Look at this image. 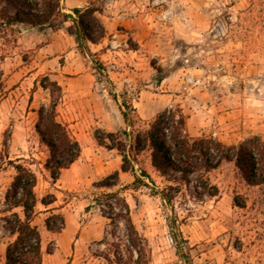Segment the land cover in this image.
I'll return each mask as SVG.
<instances>
[{"label": "rangeland", "instance_id": "374dc122", "mask_svg": "<svg viewBox=\"0 0 264 264\" xmlns=\"http://www.w3.org/2000/svg\"><path fill=\"white\" fill-rule=\"evenodd\" d=\"M70 1L61 0L65 13ZM90 2L101 9L107 33L98 45L88 44L90 54L64 31L0 27V264L12 241L3 222L10 214L3 198L14 176L9 161L34 172L36 199L53 194L52 207L64 218L60 233L46 232L47 214L37 203L33 224L42 264H109L107 245L124 241L123 226L113 230L98 208H85L133 181L119 173L116 187L95 186L119 170L118 153L99 146L94 135L127 129L121 110L134 130L177 107L191 137L226 145L254 135L264 141V0H76L79 7ZM99 64L104 70H97ZM44 77L61 88L57 120L81 148L54 183L43 169L47 151L34 131L37 109L50 102L41 88ZM135 169L150 180L123 195L150 248L149 264H184L175 253L171 219L187 243L186 264H264L263 187L246 185L232 163L207 174L216 197L196 199L190 183L168 191L170 203L152 193L168 183L151 167L148 151L136 157ZM235 197L242 207L234 205ZM13 212L21 216L19 209Z\"/></svg>", "mask_w": 264, "mask_h": 264}, {"label": "trees", "instance_id": "16d2710c", "mask_svg": "<svg viewBox=\"0 0 264 264\" xmlns=\"http://www.w3.org/2000/svg\"><path fill=\"white\" fill-rule=\"evenodd\" d=\"M101 9L90 2L87 6L77 7L64 12L61 0H0V27L24 26L31 29L47 28L53 32L64 31L74 38L80 52L89 53L88 44L98 45L106 36V29L99 20ZM90 54V53H89ZM102 71V65H97ZM41 88L48 91L50 102L40 105L36 111L34 131L39 143L46 148L47 157L43 169L52 183L56 182L62 171L68 169L80 156L78 141L71 135L67 126L57 120L56 107L61 96V88L47 77L40 79ZM124 106V104H123ZM121 117L127 129L116 132L98 131L95 142L107 150H115L120 157L119 170L113 171L95 186L112 189L118 185L119 173L129 174L133 181L130 185L116 191L100 194L85 208L99 209L108 220L112 229L119 224L124 229V241L111 243L105 258L109 264H149L150 248L147 241L137 231L129 206L123 193L145 187L143 179L150 180L143 170H136V157L143 151L149 152L150 164L154 171L168 185L160 191L152 190L167 203L177 193L180 186L193 184V196L213 198L218 188L212 185L207 174L221 163H232L248 186L263 187L264 194V141L254 135L243 139L236 145H226L210 136L191 137L185 129V116L179 108H166L157 113L144 130H134L133 122L126 111ZM20 161H9L14 176L5 191L3 203L10 213L4 217V229L12 238L4 252V264H42L41 239L33 224L39 203L47 215L43 220L46 232L60 233L64 228V218L52 205L56 202L53 194L37 200L34 194L36 176ZM173 175L172 181L167 178ZM194 181L191 182V178ZM172 182L176 184L169 185ZM168 191H172L169 194ZM233 199L234 205L244 203ZM19 209L21 216L13 212ZM175 219L168 220L177 257L186 264L188 246L181 237Z\"/></svg>", "mask_w": 264, "mask_h": 264}, {"label": "crops", "instance_id": "0c3cea01", "mask_svg": "<svg viewBox=\"0 0 264 264\" xmlns=\"http://www.w3.org/2000/svg\"><path fill=\"white\" fill-rule=\"evenodd\" d=\"M70 4H71V8H72V9H73V8H77V7H79V5L76 4V0H72V1H70Z\"/></svg>", "mask_w": 264, "mask_h": 264}]
</instances>
